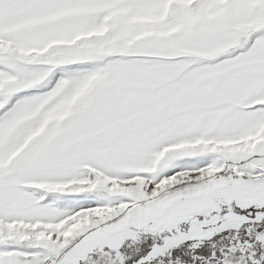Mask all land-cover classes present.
<instances>
[{"label":"snow or ice","instance_id":"1","mask_svg":"<svg viewBox=\"0 0 264 264\" xmlns=\"http://www.w3.org/2000/svg\"><path fill=\"white\" fill-rule=\"evenodd\" d=\"M0 264H264V0H0Z\"/></svg>","mask_w":264,"mask_h":264}]
</instances>
